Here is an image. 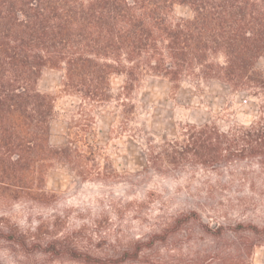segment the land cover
I'll return each mask as SVG.
<instances>
[{
    "label": "trees",
    "instance_id": "1",
    "mask_svg": "<svg viewBox=\"0 0 264 264\" xmlns=\"http://www.w3.org/2000/svg\"><path fill=\"white\" fill-rule=\"evenodd\" d=\"M176 5L187 7L190 15H175ZM261 57L264 0H0V196H44L46 172L54 161L86 167V155L96 153L84 135L93 109L113 97L112 75L124 76L117 95L124 108L130 90L145 76L166 79L173 87L186 80L216 81L234 91L264 94V75L256 67ZM45 68L59 71L62 90L79 98V117L71 119L60 146L49 141L56 98L36 87ZM145 155L159 172L199 168L227 171L234 178L242 173L253 187L264 186V102L248 125L222 129L213 121L185 123L176 137L148 143ZM246 167L252 170L238 172ZM78 176L93 178L85 170ZM195 192L197 207L180 211L168 228L148 242L135 241L118 257L103 260L61 238L48 245L56 255L57 247L64 248L84 263H118L196 226L209 242L197 258L202 254L206 264H251L253 248L264 243V224L205 221L198 209L251 199H218L211 189ZM225 238L226 245H220Z\"/></svg>",
    "mask_w": 264,
    "mask_h": 264
},
{
    "label": "rangeland",
    "instance_id": "2",
    "mask_svg": "<svg viewBox=\"0 0 264 264\" xmlns=\"http://www.w3.org/2000/svg\"><path fill=\"white\" fill-rule=\"evenodd\" d=\"M174 14L189 16L190 10L176 5ZM256 67L264 75V57ZM61 78L59 71L45 68L36 84L40 92L56 98L49 136L54 146L65 143L71 119L79 117V98L62 90ZM123 84V75H112V99L93 109L94 120L84 140L96 155H86V167L54 161L46 172L44 196H0V264H88L70 258L64 248L57 247L56 255L48 244L59 238L103 260L118 257L135 241L148 242L153 233L168 228L180 211L197 207L192 202L197 189H211L218 199H251L241 205L199 206L205 221L264 224V186L253 187L244 174L234 178L227 171L199 168L159 172L149 167L145 155L148 143L176 137L185 123L213 121L222 129L250 124L264 94L234 91L216 81L186 80L173 87L166 79L145 76L130 90L124 108L117 99ZM82 170L93 178L81 179ZM220 241L225 246L228 238ZM208 245L207 235L193 226L154 243L137 259L97 264H206V258L196 254ZM250 262L264 264V243L253 248Z\"/></svg>",
    "mask_w": 264,
    "mask_h": 264
}]
</instances>
